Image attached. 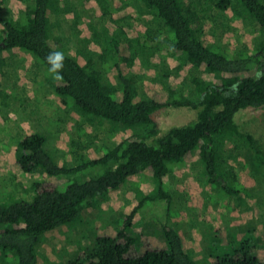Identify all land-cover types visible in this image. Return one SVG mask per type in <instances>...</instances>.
I'll list each match as a JSON object with an SVG mask.
<instances>
[{"label":"trees","instance_id":"obj_1","mask_svg":"<svg viewBox=\"0 0 264 264\" xmlns=\"http://www.w3.org/2000/svg\"><path fill=\"white\" fill-rule=\"evenodd\" d=\"M84 1L98 7L103 25L85 22L70 0H0V68L7 53H29L35 66L46 72L57 101L79 117L76 136L69 141L71 164L45 149L48 135L39 129L17 135L10 144L13 149L0 152V170L14 165L24 174L40 175L28 187L23 185L32 191L30 198L0 199V264L36 263L37 244L45 235L80 219L85 207H100V199L107 200L128 179L144 173L153 177L154 191L141 195L135 189L140 196L122 216L107 221L91 245H80L76 257L59 264H192L173 226L163 225L165 241L157 244L144 236L137 245L129 229L145 202L171 201L163 182L174 166L197 157L209 180L226 186L234 171L229 164L232 150L254 143L251 134L240 130L236 115L245 108L264 107V0H131L139 13L157 16L166 29L165 34L147 27L144 39L138 33L129 35L111 9V1H127ZM7 6L9 16L1 13ZM51 9L73 16V35L79 42L74 52L67 47L69 38L53 32ZM235 16L260 25L252 42L226 46L207 36L218 26L234 30L230 21ZM79 20L90 28V37L82 35ZM163 49L167 58L172 54L175 66L164 60ZM53 50L66 57L59 81L48 71L46 56ZM154 57L162 62L153 66V73ZM137 60L145 74L153 73L151 86L146 82L142 93L136 86L141 76L130 69ZM167 106L192 107L196 119L160 133L154 113ZM98 119L126 136H118L114 145L100 144L91 129ZM91 149L99 154L90 156ZM96 167L100 169L95 174L75 177ZM216 264H264V259L243 242Z\"/></svg>","mask_w":264,"mask_h":264},{"label":"rangeland","instance_id":"obj_2","mask_svg":"<svg viewBox=\"0 0 264 264\" xmlns=\"http://www.w3.org/2000/svg\"><path fill=\"white\" fill-rule=\"evenodd\" d=\"M70 1L85 22L97 27L105 23V19L97 13L96 5L87 6L84 0ZM124 1L127 2L114 4L111 1L110 5L115 17L120 19V24L127 27L129 35L138 33L144 39L147 27L166 34L160 18L149 13L141 14L130 3L131 0ZM52 9L50 18L53 32L69 38L67 47L74 52L79 42L76 43L73 35V16ZM1 13L9 16L11 12L7 6L6 10L1 9ZM229 14H225L228 21ZM78 23L79 27L84 25L80 20ZM230 24L234 30L218 26L213 36H207L232 46L237 45L238 40L252 42L255 34L260 31L257 22L249 23L236 16L232 17ZM206 29L211 30L210 25ZM81 33L83 36H91V30L86 24ZM164 45L168 46L169 51V44ZM164 51H161L164 60L172 67L175 66L172 54L167 58ZM161 62L154 57L150 65L151 72L153 66ZM142 67L137 60L130 68L141 76L136 78L140 93L147 83L151 86L148 78L154 73L145 74ZM0 70V152L13 149L12 141L17 135L39 129L48 135L45 149L56 154L59 161L71 164L69 141L76 136L75 121L79 118L76 111L57 101L47 82L46 72L35 66L29 53L20 50L7 53ZM182 74L180 72L178 76ZM186 79L190 81L189 74ZM196 115V110L189 106H167L154 113L160 133L172 126L190 123L196 119ZM236 121L240 130L251 134L255 141L240 146L236 151L232 150L235 155L230 157L229 164L234 167V171L231 170L226 178V186L210 181L197 157H188L182 164L174 166L163 182V190L171 195V201L168 203L165 198L147 201L135 215V223L129 232L138 238L137 245L141 244L144 236L151 244L163 243V225H170L182 235L192 264H216L218 257L233 253L243 242L251 244L256 254L264 259V107L242 109L236 115ZM91 129L99 137L100 144L114 145L118 136L121 138L127 134L111 131L110 123L103 119L96 120ZM98 154L96 150L89 151L90 156ZM10 166L0 170V199L17 196L30 198L32 191L23 190V185L28 187L40 175L24 174L14 165ZM99 169L87 168L75 177L81 180L87 174L97 173ZM133 188L144 195L153 192L156 187L153 177L148 173L128 179L115 194L110 193L107 200L100 199L101 208L85 207L80 219L45 235L37 244L34 264H59L76 257L80 245H91L94 242L96 230L101 231L107 221L122 216L124 209L137 201L140 195ZM249 224L253 226L247 227Z\"/></svg>","mask_w":264,"mask_h":264},{"label":"clouds","instance_id":"obj_3","mask_svg":"<svg viewBox=\"0 0 264 264\" xmlns=\"http://www.w3.org/2000/svg\"><path fill=\"white\" fill-rule=\"evenodd\" d=\"M65 59L64 52L60 50H53L47 54L46 60L49 64L48 71L53 74V79L58 81L63 79L62 73L65 69ZM260 75V73H257V78H259Z\"/></svg>","mask_w":264,"mask_h":264},{"label":"crops","instance_id":"obj_4","mask_svg":"<svg viewBox=\"0 0 264 264\" xmlns=\"http://www.w3.org/2000/svg\"><path fill=\"white\" fill-rule=\"evenodd\" d=\"M250 226H253L252 224H249V226H247V227H250Z\"/></svg>","mask_w":264,"mask_h":264}]
</instances>
